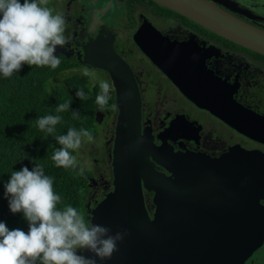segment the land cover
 Here are the masks:
<instances>
[{
  "label": "flooded vegetation",
  "instance_id": "obj_1",
  "mask_svg": "<svg viewBox=\"0 0 264 264\" xmlns=\"http://www.w3.org/2000/svg\"><path fill=\"white\" fill-rule=\"evenodd\" d=\"M207 1L264 29V15L236 0ZM55 4L48 0L50 8L66 17L65 35L70 38L65 47L57 46L60 60L70 64L62 74L85 77L92 83L81 69L94 68L112 85L109 94L117 106L112 74L84 61L85 45L104 27L110 32H102L97 49L111 44L130 67L140 98L142 131L147 129L157 145L165 142L175 152L205 153L212 158L232 148L245 150L259 155L258 164L264 166V53L225 37L161 0H57L63 10ZM123 9L130 18H125ZM117 116L118 106L96 111L93 144L103 151L86 166L91 169L87 209L113 189ZM94 162L100 165L99 171ZM157 169L169 174L160 165ZM144 195L151 205L153 192L144 189Z\"/></svg>",
  "mask_w": 264,
  "mask_h": 264
},
{
  "label": "water",
  "instance_id": "obj_2",
  "mask_svg": "<svg viewBox=\"0 0 264 264\" xmlns=\"http://www.w3.org/2000/svg\"><path fill=\"white\" fill-rule=\"evenodd\" d=\"M161 1L264 53L263 28L207 0ZM102 32L108 31L102 27L85 45L84 61L108 70L117 90L114 180L113 189L94 208L88 207L87 219L111 228L113 235H125L112 257H96L97 264H245L264 245V166L258 164L259 155L232 148L212 158L175 152L165 142L157 145L147 129L142 131L130 67L111 44L97 49ZM144 189L154 194L151 205Z\"/></svg>",
  "mask_w": 264,
  "mask_h": 264
},
{
  "label": "clouds",
  "instance_id": "obj_3",
  "mask_svg": "<svg viewBox=\"0 0 264 264\" xmlns=\"http://www.w3.org/2000/svg\"><path fill=\"white\" fill-rule=\"evenodd\" d=\"M236 2L264 15V0ZM47 5L48 0H0V74L5 78L19 72L25 64L59 67L61 60L55 53L57 46L69 43L70 38L65 35L67 20L63 13ZM81 72L93 86L98 81L100 91L95 102L104 111L112 85L87 65ZM76 96L87 99L82 88ZM70 104L71 101L59 103L55 111L65 112ZM111 108L115 110L117 106L113 104ZM72 115L74 119L80 118L78 110H72ZM62 119L60 115L39 116L36 125L41 132L54 135L60 145L51 156L56 167H79L78 174L84 175L86 163L81 164L72 153L85 143H93L94 136L87 129L74 127L66 134L55 135ZM4 187L11 212L23 213L28 231L10 229L0 221V264H97L96 257L101 261L110 259L124 238V231L113 235L109 227L86 223L85 216L72 205L58 208L62 198L54 191V178L45 174L41 164L36 163L31 170L23 166L12 171ZM86 251L94 255L86 256Z\"/></svg>",
  "mask_w": 264,
  "mask_h": 264
},
{
  "label": "trees",
  "instance_id": "obj_4",
  "mask_svg": "<svg viewBox=\"0 0 264 264\" xmlns=\"http://www.w3.org/2000/svg\"><path fill=\"white\" fill-rule=\"evenodd\" d=\"M68 66L70 64L62 60L56 69L25 64L9 78L0 74V221L5 222L10 229L21 228L27 232L28 222L23 213L11 212L4 185L12 171H18L23 166L31 170L36 163L44 167L46 175L54 178V191L62 198L57 207L72 205L85 216L87 223L91 169L86 167L84 175H79V167H56L51 156L60 145L54 135L41 132L36 125L39 116L60 115L63 119L56 126L55 135L66 134L70 127L87 129L92 135L96 132V111L99 107L95 99L100 91L99 85L91 87L81 76L66 77L58 86H49L47 83L58 71L61 75ZM80 88L87 99L81 100L76 96ZM109 97L107 108L115 104L110 94ZM69 101V110L61 113L55 111L59 103ZM72 110L80 112L79 119L73 118ZM72 154L77 156L76 152ZM245 264H264V245Z\"/></svg>",
  "mask_w": 264,
  "mask_h": 264
},
{
  "label": "rangeland",
  "instance_id": "obj_5",
  "mask_svg": "<svg viewBox=\"0 0 264 264\" xmlns=\"http://www.w3.org/2000/svg\"><path fill=\"white\" fill-rule=\"evenodd\" d=\"M100 1L102 2V0H100ZM55 3H56L55 7L57 9H59V10L62 9L63 10V6L60 5V4H57V0H55ZM122 11L125 13V18H130V15H129L127 10L123 9ZM123 12L120 13V16H121L120 18H122ZM119 28L124 33L127 31V29H124V28H121V27H119ZM119 51L121 53H123V50L121 48H119ZM66 75H68V74L64 73V74L59 75V73H58L57 75L51 77L48 80L47 83L50 86H58L59 82L63 81L64 78L69 77V76H66ZM88 83H89V85H91V87H93V84L90 81H88ZM95 86H97V85H95ZM99 131H100V129H99ZM102 151H103V149H102L101 146L99 148L97 145H94L93 143H85L80 150L76 151V153H77V157H78L79 160H82V162H84V160H85L86 165H89L91 162L93 163V160H94L95 157L99 158L102 155ZM99 167H100V165L98 163L94 162V169L99 171L100 170Z\"/></svg>",
  "mask_w": 264,
  "mask_h": 264
}]
</instances>
